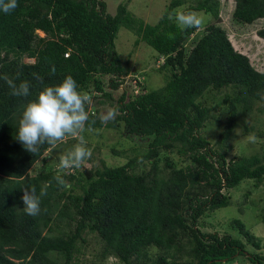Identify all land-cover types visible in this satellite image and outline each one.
Segmentation results:
<instances>
[{
  "label": "trees",
  "instance_id": "obj_1",
  "mask_svg": "<svg viewBox=\"0 0 264 264\" xmlns=\"http://www.w3.org/2000/svg\"><path fill=\"white\" fill-rule=\"evenodd\" d=\"M129 1L119 4L115 15L107 13L102 0H18L13 12L0 11V75L15 79L19 72L16 83L27 80L33 86L32 96L17 97L0 79V264H80L89 234L102 243V261L113 257L122 264H223L245 257L251 264H264L261 252L246 249L250 245L260 251L261 241L240 220L230 222L238 237L200 228L208 213L233 204L223 191L243 181H254L257 187L264 179V150L261 155L226 158L237 123L249 134L254 127L246 125L245 117L264 111V72L234 49L219 26V0H171L153 25L132 15ZM233 1L235 22L251 25L264 19V0ZM185 5L184 11L209 16L201 36L197 29L181 30L169 19ZM121 27L136 36V46L145 43L155 51L166 82L148 91L134 80L129 93L123 91L116 102V119L104 124L99 110L90 108L111 103L112 92L106 88L117 91L129 74L115 49ZM257 35L264 40V29ZM33 74L43 77L44 84L72 75L90 97L91 130L113 129L122 137L148 141L146 148L133 150L120 166L100 160L95 167L89 158L71 170L57 165L59 156L77 143L75 138L45 144L35 155L28 152L16 133L22 106L43 87ZM226 89L231 90L223 98L229 118L214 150L200 134L212 118L202 99L209 91ZM47 151L55 154V165L46 164ZM40 159L41 168L31 174ZM57 174L68 181L67 188L57 184ZM33 186L37 194L41 188L47 193L37 216L23 211L21 199L22 188Z\"/></svg>",
  "mask_w": 264,
  "mask_h": 264
},
{
  "label": "rangeland",
  "instance_id": "obj_2",
  "mask_svg": "<svg viewBox=\"0 0 264 264\" xmlns=\"http://www.w3.org/2000/svg\"><path fill=\"white\" fill-rule=\"evenodd\" d=\"M106 3L107 13L115 15L117 6L121 3H127V0H102ZM171 0H131L127 4L128 11L137 18L142 19L146 24H156L162 16L166 6ZM194 1V0H192ZM220 1V18L221 26L227 33V36L234 49L246 55L254 69L264 72V40L261 39L257 32L264 29V19L255 21L251 25H243L232 19L234 9L233 0ZM188 5V4H187ZM187 5L183 8L184 10ZM202 21L201 27L197 29V36H201L204 32L206 22L209 16L197 13ZM41 34V33H40ZM42 35V34H41ZM191 39L188 47L191 48ZM136 36L127 29L121 27L117 33L115 49L118 53L124 68L129 70V74L125 82L117 91L112 92L111 103L105 102L103 105H92L90 111L95 108L99 110V118L106 113L109 108H115L116 102L123 91H130L134 80L140 82L148 91H155L165 85L166 77L163 71L159 70L162 64L161 60H156L155 51L145 43L135 45ZM32 62V60H25ZM225 93H231L230 89L222 90L220 93L209 91L205 94L204 103L211 108L212 118L207 122L200 134L205 137L214 150H218L216 141L220 132L223 130L229 111L227 106L223 104ZM93 102V101H92ZM237 117V115H236ZM248 127L253 126V132L244 133V129L239 122L233 130L234 137L227 142L226 145L231 146L227 152V161L236 160L241 157H250L253 155H261L264 150V111L262 113L253 112L244 119ZM106 124V123H104ZM86 140V147L91 150L92 166L99 167L100 160L106 162L108 166H120L133 156V150H141L146 148L148 141L134 137H122L115 130L100 128L82 133ZM78 142V141H77ZM175 161H179L177 155H170ZM46 164H56L55 154L47 151L43 156ZM86 164V161L83 165ZM42 166L40 159L30 171L35 174ZM116 166V167H117ZM223 194L229 196L233 202L231 206L221 208L213 213H208L201 219L200 228L206 233H217L219 236L232 235L238 237L237 231L231 227L232 220H240L253 235L261 241L260 251H256L252 246L246 245V249L250 252H261L264 255V179L262 183L254 185V181H243L240 186L232 190H225ZM240 209V210H239ZM242 210V211H241ZM86 245L82 248V255L79 257L80 264H122L117 259L109 257L102 261L101 251L102 243L92 234L86 235ZM223 264H251L245 257H237L235 261L224 262Z\"/></svg>",
  "mask_w": 264,
  "mask_h": 264
},
{
  "label": "clouds",
  "instance_id": "obj_3",
  "mask_svg": "<svg viewBox=\"0 0 264 264\" xmlns=\"http://www.w3.org/2000/svg\"><path fill=\"white\" fill-rule=\"evenodd\" d=\"M18 6V0H0V11L5 14L13 12ZM169 19H174L181 30L199 29L202 24L194 11L174 9L169 14ZM55 71V66H53L51 73L55 74ZM33 75L43 87L37 90L34 98L27 99L22 106L23 111L18 121L16 139L25 150L35 155L45 144L55 146L58 142H63L65 137L75 138L78 142L69 151L59 156L57 167L60 170L80 168L92 155L82 135L86 130L91 131L88 127L89 112L87 110L90 97L80 90L77 81L70 74L57 84H44L43 77ZM19 78V72L15 79L8 74L0 75V79L4 80L11 89V95L22 98L32 96V84L27 80H22L17 84L16 80ZM117 114L116 109L109 108L100 116V120L102 123L114 121ZM54 179L59 186L68 187V181L62 175L57 174ZM22 191L23 211L30 216L39 215L41 198L47 194L46 189L41 188L39 194L34 186L23 187Z\"/></svg>",
  "mask_w": 264,
  "mask_h": 264
},
{
  "label": "built area",
  "instance_id": "obj_4",
  "mask_svg": "<svg viewBox=\"0 0 264 264\" xmlns=\"http://www.w3.org/2000/svg\"><path fill=\"white\" fill-rule=\"evenodd\" d=\"M137 92V91H136Z\"/></svg>",
  "mask_w": 264,
  "mask_h": 264
}]
</instances>
